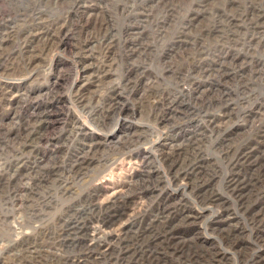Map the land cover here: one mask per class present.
<instances>
[{"label":"rangeland","instance_id":"rangeland-1","mask_svg":"<svg viewBox=\"0 0 264 264\" xmlns=\"http://www.w3.org/2000/svg\"><path fill=\"white\" fill-rule=\"evenodd\" d=\"M39 1L0 0V37L16 27L17 14L28 17L23 31L33 32L28 40L25 33L8 38L0 49L4 59L24 52L14 65L0 60V96H20L0 107V216L7 217L0 221V264H65L69 254L58 250L55 232L69 208L90 205L97 219L85 224L88 243L96 230L112 242L106 243L111 255L97 264H264V48L240 44L251 37V21L264 32V0H83L92 8L80 26L68 13L74 0ZM59 25L52 39L39 37ZM127 27L146 31L127 41ZM114 37L118 45L105 52L102 40ZM252 46L251 56L245 49ZM218 47L234 59L232 66L194 83L195 69L223 61ZM28 52L31 69L24 65ZM88 53H100L104 63L109 58L107 67L101 64L100 74L108 72L103 80L94 79L96 62ZM219 70L231 73L220 79ZM200 88L226 95V113H215L220 118L213 125L209 103L198 100ZM180 92L185 105L168 120ZM32 112L44 116L38 141L28 161L6 169L4 160L22 148L18 126ZM193 139L200 142L187 146ZM79 156L88 164L63 197L57 181L73 178L69 170ZM23 170L24 178H11ZM15 196L35 211L12 206ZM23 235L26 244L34 239L60 260L50 253L16 262L21 249L9 247ZM125 237L132 249L120 243Z\"/></svg>","mask_w":264,"mask_h":264},{"label":"bare ground","instance_id":"bare-ground-1","mask_svg":"<svg viewBox=\"0 0 264 264\" xmlns=\"http://www.w3.org/2000/svg\"><path fill=\"white\" fill-rule=\"evenodd\" d=\"M41 1V0H40ZM39 1V2H40ZM63 2V4L65 5H68V2L71 3L72 0H60ZM162 2H164L165 0H160ZM47 2V1H46ZM56 2V1H55ZM73 2V8L71 9L70 8V11L68 12L69 14H75L74 16L76 18H78V22H77V25L80 26L82 24V18L86 15L87 11L92 8L91 5L88 4V2L86 1H83V0H74L72 1ZM40 5V4H39ZM35 7V6H34ZM159 7V6H158ZM24 9V8H23ZM32 9V8H31ZM41 11V10H40ZM251 11V10H250ZM15 12V11H14ZM13 12V13H14ZM18 12V11H17ZM44 12V11H43ZM67 12V11H66ZM254 12V11H253ZM47 13V12H45ZM16 14V13H15ZM25 14V13H24ZM14 16V15H13ZM31 16V15H30ZM38 16V19L40 21V16L43 17L42 15H39L37 14L36 15V18ZM62 16V15H61ZM147 16V15H146ZM32 17V16H31ZM12 19V18H11ZM16 19H17V25L16 27H13V28H10L9 30H6V34L4 33V35L2 34V36L0 37V49L2 50L3 49V46L4 44L7 42V39L10 38V37H20L23 33H25V40H28L31 36V34H33L32 30H28V31H23L24 30V26H26L27 24V20H28V17H26V15H22V14H17L16 16ZM33 19V18H32ZM55 20V19H54ZM13 21V20H12ZM46 21V20H45ZM65 21V20H63ZM72 21V20H71ZM163 21V20H162ZM54 22V21H53ZM56 22V21H55ZM62 22V21H61ZM129 22V21H128ZM31 23V22H30ZM42 23V22H40ZM45 23V22H44ZM131 23V22H130ZM142 23V22H141ZM1 24V23H0ZM34 24V23H33ZM63 24H66V22H63ZM62 23L60 25H63ZM259 24V23H258ZM258 24L257 23H252L251 21V25H250V31H252V34H251V37L250 38H245L242 42L240 41V44H242L244 47H247L250 46V45H253V46H257L258 48H264V32H262L263 30L262 29H258ZM56 25V24H55ZM58 25V24H57ZM57 26L54 31L50 32V33H45L44 31L42 33L39 34V37L41 36L42 38H45L46 40L48 38L51 37V39L53 38V33L56 34L58 33L57 30L60 29ZM68 25V24H67ZM141 25V24H140ZM77 26V27H78ZM111 26V25H110ZM144 24H143V28L141 27L140 30H143L145 29L144 28ZM35 27V25H32L31 28ZM132 27V26H131ZM131 27H127V32H126V36L128 37V39H126L127 41L128 40H131V41H134L135 39H139L143 32L145 31H140L139 29H133ZM47 28V27H46ZM70 29V28H69ZM77 30V29H76ZM35 32V31H34ZM69 32V31H68ZM39 32H37L38 34ZM63 33V32H62ZM94 33V32H93ZM99 33V32H98ZM119 33V32H118ZM96 34V33H95ZM148 34V33H147ZM72 34H68L67 35V38H69ZM103 35V34H102ZM111 35V34H110ZM250 36V35H248ZM66 37V36H65ZM38 38V37H36ZM90 38V37H89ZM105 38V37H104ZM115 38V37H114ZM110 38V40H102V44H104L103 47H105V52H109L111 51L114 47H116L117 42L115 41L116 38ZM24 39V38H23ZM22 39V40H23ZM64 39V37H63ZM143 39V38H142ZM234 39V38H233ZM9 40V39H8ZM24 40V41H25ZM71 40V39H70ZM80 40V39H78ZM88 40V38H87ZM92 40V39H91ZM95 40V39H94ZM122 40V39H121ZM231 40V39H230ZM229 40V41H230ZM40 41V40H39ZM93 41V40H92ZM100 41V40H99ZM107 41V42H106ZM136 41V40H135ZM236 42L239 43V40H235ZM22 42V41H21ZM42 42V41H41ZM8 43V42H7ZM43 43V42H42ZM51 43V42H50ZM75 43V42H74ZM78 43V42H77ZM85 43V42H84ZM94 43V42H93ZM125 43V42H124ZM25 46H26V49L28 51H30V47L29 45L31 44V42L29 41H25L24 42ZM90 44V43H89ZM142 44V43H141ZM232 44H236V43H232ZM13 45H16V44H13ZM53 45V44H52ZM46 46V45H45ZM101 46V45H100ZM252 46L251 49H249V47L247 49H245L247 51V53H249L251 56L253 55V53H256V49H254V47ZM98 47V46H96ZM5 48V47H4ZM23 48V47H22ZM39 48V46H38ZM18 49V48H17ZM46 49V48H45ZM219 50V55H222V57L224 58V55H226V49L225 48H221V47H218L217 48ZM14 50V49H13ZM42 50V49H41ZM84 50V49H83ZM145 50V49H144ZM255 50V51H254ZM36 51V50H34ZM91 51V50H90ZM123 51V50H121ZM131 51V50H130ZM133 52H137L138 50L133 48L132 50ZM264 51V50H263ZM1 52V51H0ZM23 52V51H22ZM20 52L19 54L15 55V56H8L6 59L2 58L3 56L0 55V60H7V62L5 63H10L11 65L16 62V61H19L21 62V60L23 59L22 56H23V53ZM14 53V52H13ZM28 56H29V62L28 64H24L26 65L27 67L26 68H29L31 69L32 68V59L34 57V55L30 52H28ZM37 53V52H36ZM80 53V52H78ZM138 53V52H137ZM201 53V52H200ZM228 53V56H229V52ZM41 54V53H40ZM107 54V53H106ZM131 54V53H130ZM224 54V55H223ZM78 55V54H76ZM86 56V59L88 60H91V61H94L96 62V66L95 68L97 69V73H96V76L94 77V79L96 81H100V80H103L102 78L105 77L108 72H103L100 74V69H101V64H103V68L107 65L106 63H108L107 61H109V58L106 60V62L104 63L103 61H99L100 59V53L98 55H92L90 53L88 54H85ZM104 56V55H103ZM121 56V55H120ZM139 56V55H138ZM227 56V55H226ZM225 56V57H226ZM141 57V56H140ZM22 58V59H21ZM246 58V57H245ZM125 59V57H124ZM228 58H224L222 62L219 63V60H222V59H218V61H213V63L211 65H206V66H202L201 67L199 66L198 69H195V71H193V74L191 78H193V81L195 83V78L196 77H199V78H207V77H211V74L214 73L216 71V69L218 68H221L222 66H229L231 67L232 66V63L234 62V59H232L231 61L228 60ZM112 60V59H111ZM117 61V60H116ZM12 62V63H11ZM206 62V61H205ZM209 62V61H208ZM244 62V61H243ZM27 63V61L25 62ZM87 63V61H86ZM199 63V62H198ZM204 63V62H203ZM252 63V62H251ZM34 64V63H33ZM201 64V63H200ZM209 64V63H208ZM248 64V63H247ZM91 64H87L86 66V70L85 72H89L91 70V67L88 68ZM105 65V66H104ZM112 65V64H111ZM109 66V65H108ZM111 67V66H110ZM88 68V69H87ZM112 68V67H111ZM228 68V67H227ZM14 69V68H13ZM110 69V68H109ZM6 71V70H5ZM15 71V69H14ZM11 72V71H10ZM9 72V73H10ZM218 74H216L217 77H219L220 79H223L225 78V76L227 75H230V73H228V71L226 70V72L222 71L220 73V70L217 71ZM238 72V71H237ZM8 73V72H7ZM239 73V72H238ZM238 73H234V74H238ZM3 74V73H2ZM259 74V73H258ZM16 75V74H15ZM13 75V76H15ZM214 75V74H213ZM256 76V75H255ZM190 78V79H191ZM93 78H91V75L87 77V83H89L90 80H92ZM185 79V78H184ZM243 80V79H241ZM190 81V80H189ZM245 81V80H244ZM152 82V80H151ZM154 82V81H153ZM188 82V81H187ZM205 82V81H204ZM246 82V81H245ZM103 84V83H102ZM247 85H249V83H245ZM153 86V85H152ZM244 86V85H243ZM83 87V86H82ZM103 87V86H102ZM80 90V88H79ZM78 90V91H79ZM193 90V89H192ZM210 89H204V88H200L199 91L197 92V94L200 95V97H198V100L200 99H204L205 102H208L209 103V107L207 108V112L206 113V117L208 120L207 123H209L210 125H213L215 122H216V118H220V116H224V114L226 113V109L224 110V106H228V104L225 102L226 100V95L225 94H217V92H209ZM112 91V90H111ZM159 91V90H158ZM211 91V90H210ZM110 92V91H109ZM164 93V91H162ZM79 93V92H78ZM156 93V92H155ZM80 94V93H79ZM78 94V95H79ZM152 94V93H151ZM180 95L178 96V99H176L171 105H170V109H169V113L166 112L167 114V118L168 120H175V117L177 115V112H179V110L181 109V107H183L185 104L184 102L185 101V96H184V93H179ZM81 96H78L77 98V102L79 104L82 105V94H80ZM160 95V94H159ZM109 96V95H108ZM148 96V95H147ZM192 96V95H191ZM229 96V95H228ZM20 96H17L16 93L12 92V93H9V94H4L2 96H0V107L3 106V102L4 104L7 103L9 101V104L11 103V101H17ZM177 98V97H176ZM196 98V97H195ZM166 99V98H165ZM158 100V99H157ZM160 100V99H159ZM164 100V99H163ZM162 100V101H163ZM25 101V100H24ZM84 101V100H83ZM173 101V100H172ZM22 103V102H21ZM161 103V102H160ZM164 103V102H162ZM168 103V102H167ZM155 104V103H154ZM11 105V104H10ZM85 105V104H84ZM4 108V107H3ZM227 108V107H226ZM163 109V108H161ZM202 110V109H201ZM163 111V110H162ZM218 111L221 112L220 116L218 114H215L217 113ZM211 112H214V113H211ZM191 114V113H190ZM228 115V114H226ZM224 120V119H223ZM38 122H41V121H44V116L43 114L41 113H38V112H32L29 114L28 118L26 120H23L21 122V124L18 126V133L20 135V133H22L20 135V139L22 140L19 145L22 147L21 149H16L15 151H12V156L9 157L4 160V165L6 167V169H10L12 166L14 167L15 165H20L21 163H25L26 161H28V155H30L32 152H30L29 148H31V146L36 142L38 141V139L36 140L35 139V136L37 134V132L40 131V127H39V124L37 123ZM207 121V120H206ZM42 126V125H41ZM14 131V132H13ZM11 131L12 134L14 133V135H16L17 137H19L18 133L16 132V130H13ZM82 132V128L78 127V133ZM2 133V132H1ZM3 138V137H2ZM196 138V137H195ZM10 139V138H9ZM7 140V139H6ZM13 140V139H12ZM41 140V138H40ZM127 140V139H126ZM133 140V138H132ZM188 140V139H187ZM134 142V140L132 141ZM200 142V139H193L191 141H189L187 144V146H196L198 143ZM14 143V142H13ZM127 144V143H126ZM92 146V144H91ZM180 148V147H179ZM182 148V147H181ZM12 150V149H11ZM90 150V149H89ZM176 150V149H175ZM185 150V149H184ZM30 152V153H29ZM34 152V151H33ZM29 153V154H28ZM84 153V152H83ZM180 154V153H179ZM41 155V154H40ZM15 156V157H14ZM26 156V157H25ZM171 156V155H170ZM87 157V156H86ZM86 157H83L82 156H79L75 161H74V164L73 166L71 167V170H69V173L72 174L73 178L71 177H67L68 180H58L57 183H58V189L60 190V193L61 195L64 197L66 193L69 192L70 188L72 187L71 184L75 182V180H77L78 178H80L82 176V170L85 168V166L88 164V162H86ZM5 159V158H4ZM16 161H14V160ZM38 159V158H37ZM36 159V162H34L35 164L34 165H38V167L42 164L40 163L39 160ZM40 159V158H39ZM3 160V159H2ZM73 160V159H72ZM34 161V160H33ZM30 162V161H29ZM42 162V161H41ZM50 163V162H49ZM72 163V162H71ZM27 165V164H26ZM61 165V164H60ZM56 168V167H55ZM1 169V168H0ZM4 169V171L2 172V176H6L7 175V170ZM28 171H31V172H34L33 170V166H29L27 167ZM26 169V170H27ZM37 169V168H36ZM53 169V168H52ZM20 170V169H19ZM45 170V169H44ZM42 171V170H41ZM17 172V171H16ZM21 172V171H20ZM41 173H44V175H51L50 174V171H42ZM16 174V173H15ZM29 174H32V173H29ZM56 174V172H54L52 174V176L54 178H56L57 175H54ZM25 173H24V170L21 172V176L20 174L18 176H13L11 178L13 179H19L21 180V177L24 178L25 176ZM38 176V175H37ZM60 176V175H59ZM31 177V176H29ZM27 178V176H26ZM43 178V177H42ZM63 178V177H62ZM73 180V181H72ZM12 181V180H11ZM34 181V180H33ZM52 182V181H51ZM40 183V181L38 182ZM15 184V183H14ZM37 186V185H36ZM22 187V186H21ZM38 187V186H37ZM19 189V188H18ZM25 189V188H24ZM72 189V188H71ZM35 190V189H34ZM27 191V190H26ZM32 191V190H31ZM37 192V191H36ZM31 194V193H30ZM28 195V194H27ZM16 197V196H15ZM13 197V205L12 206H16L18 207L17 209L19 210H28L29 208L32 209V206L31 204H29V201L26 200V199H19L17 200V197L15 198ZM38 197V196H37ZM9 199V198H8ZM31 199V198H30ZM18 201V202H17ZM94 206V205H93ZM101 209V208H100ZM33 211H35V206L33 207L32 209ZM30 210V211H32ZM99 211V210H97ZM109 211V210H108ZM94 209L91 207V205L87 208H84L83 210L82 209H77V208H69L66 212V216L65 218H63L62 220V227H61V230L58 232L56 231L55 232V241L58 242L57 244V248H59L58 250L62 253V255L66 254L68 256H65V259L63 257V263L65 264H97L98 263V259L99 257L103 258V260L105 259V261L107 260V258L111 255L109 253V248L106 247V243L107 241H110L108 235L106 234H98V230L96 231H93L92 233V242L93 243H88V238L90 237L89 233H90V230H91V227L89 228V226H85L87 220H91L93 221L95 219V214H94ZM64 214V213H63ZM62 217V216H61ZM102 217V216H101ZM97 219V217H96ZM95 219V220H96ZM109 219V218H108ZM7 220V217L6 216H0V221L1 222H6ZM79 222V223H78ZM58 228V227H57ZM93 228V227H92ZM94 229V228H93ZM57 230V229H56ZM111 234V233H110ZM117 236V235H116ZM122 236V235H121ZM120 236V237H121ZM25 238L24 235L21 237V239ZM127 238H123L122 240H120V243L122 245L125 244V247H127V250H129L130 248L132 249V247L128 244L127 242ZM17 241V240H16ZM111 242V241H110ZM16 243V242H15ZM109 243V242H108ZM112 243V242H111ZM111 245V244H110ZM10 246V245H9ZM130 246V247H129ZM52 247V246H51ZM50 247V248H51ZM124 248V247H123ZM18 249H21V253L23 254L19 260H16V262H22L24 261V259H28L30 258L31 260L37 258V255L41 258H43L44 256H48L50 253L51 255L49 256H58V253L56 252H49L47 250H42V248L38 245V242L36 240H31L30 243L26 244L25 242V239H23V242L22 243H18V244H14L11 245L9 247V250L12 251V250H18ZM126 251V250H125ZM18 252V251H17ZM128 252V251H127ZM14 253V252H13ZM68 253V254H67ZM54 254V255H52ZM12 255V254H11ZM55 259L57 260H60L59 259V256L58 257H54ZM62 258V257H61ZM10 259V258H8ZM49 259V258H48ZM130 259V258H129ZM14 260V259H13ZM12 260V261H13ZM30 260V261H31ZM40 261V260H39ZM34 262V261H33ZM38 264H45L43 260L40 261V263Z\"/></svg>","mask_w":264,"mask_h":264}]
</instances>
